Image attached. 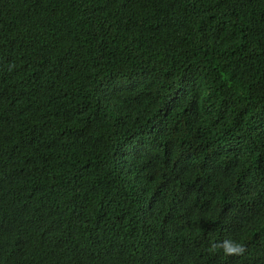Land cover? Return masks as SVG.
I'll return each instance as SVG.
<instances>
[{
  "label": "trees",
  "instance_id": "16d2710c",
  "mask_svg": "<svg viewBox=\"0 0 264 264\" xmlns=\"http://www.w3.org/2000/svg\"><path fill=\"white\" fill-rule=\"evenodd\" d=\"M0 264H264V0H0Z\"/></svg>",
  "mask_w": 264,
  "mask_h": 264
},
{
  "label": "clouds",
  "instance_id": "9594fccd",
  "mask_svg": "<svg viewBox=\"0 0 264 264\" xmlns=\"http://www.w3.org/2000/svg\"><path fill=\"white\" fill-rule=\"evenodd\" d=\"M208 250L210 252H216L222 250L226 256H242L247 251L246 246L239 241L232 239H225L220 242H211Z\"/></svg>",
  "mask_w": 264,
  "mask_h": 264
}]
</instances>
